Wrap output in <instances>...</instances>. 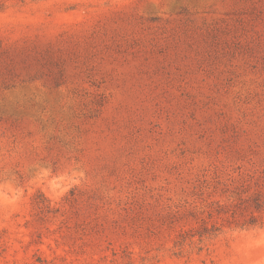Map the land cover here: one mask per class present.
I'll return each mask as SVG.
<instances>
[{
	"label": "rangeland",
	"instance_id": "374dc122",
	"mask_svg": "<svg viewBox=\"0 0 264 264\" xmlns=\"http://www.w3.org/2000/svg\"><path fill=\"white\" fill-rule=\"evenodd\" d=\"M256 197L264 0H0V264H264Z\"/></svg>",
	"mask_w": 264,
	"mask_h": 264
},
{
	"label": "trees",
	"instance_id": "16d2710c",
	"mask_svg": "<svg viewBox=\"0 0 264 264\" xmlns=\"http://www.w3.org/2000/svg\"><path fill=\"white\" fill-rule=\"evenodd\" d=\"M253 203V207L256 210H263L264 211V200H260L259 197L253 198L252 200ZM258 221V217L256 216H250L248 219H245L241 222L238 223V226L240 227H244V226H251V225H255ZM217 227H214V225L211 226V228H207L206 227V223H203L202 226V232L201 233H205V232H213L214 230H217Z\"/></svg>",
	"mask_w": 264,
	"mask_h": 264
}]
</instances>
